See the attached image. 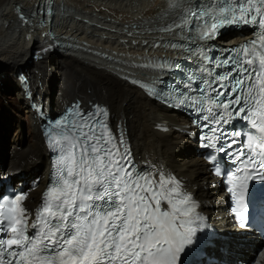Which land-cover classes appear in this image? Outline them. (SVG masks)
<instances>
[{"label":"snow or ice","instance_id":"obj_1","mask_svg":"<svg viewBox=\"0 0 264 264\" xmlns=\"http://www.w3.org/2000/svg\"><path fill=\"white\" fill-rule=\"evenodd\" d=\"M166 3L161 18L174 14L175 19L159 30L188 32L182 39L189 45L214 40L228 26L254 29L252 40L219 48L215 57L203 45L186 47L198 65L186 74L184 91L140 84L167 106L198 114L193 123L211 134L202 135V146L213 149L208 159L214 171L231 183L228 191L236 200L231 211L239 214V226L245 228L249 202L264 206V190L250 192L248 183L264 181V0ZM165 46L185 47L172 41ZM144 66L179 68L168 59ZM197 82L199 87L193 88ZM107 116L101 105L86 112L76 102L50 123L49 146L57 157L39 207L32 212L24 206L27 193L0 195V264H182V254L205 227L197 202L181 192L175 176L138 170L123 134L113 135ZM236 118L257 131L225 128ZM217 153L239 165L222 172Z\"/></svg>","mask_w":264,"mask_h":264},{"label":"bare ground","instance_id":"obj_2","mask_svg":"<svg viewBox=\"0 0 264 264\" xmlns=\"http://www.w3.org/2000/svg\"><path fill=\"white\" fill-rule=\"evenodd\" d=\"M167 7L166 0H0V83L16 87L35 135L33 144L21 141L20 152L14 147L0 159V182L22 185L27 209L34 212L49 177L39 125L44 116L59 114L75 99L81 107H107L113 125L129 140L136 167L175 176L181 192L201 204L197 212L226 209L221 190L211 188L209 167L192 143L193 127L140 88L167 75L164 69L144 65L179 60L182 48L166 42L189 44L182 39L188 32L159 30L175 19L174 14L161 18ZM39 8L52 11L43 15L47 28L34 18ZM18 9L32 20L25 23ZM246 38L234 34L223 45ZM6 143L0 139V146Z\"/></svg>","mask_w":264,"mask_h":264},{"label":"rangeland","instance_id":"obj_3","mask_svg":"<svg viewBox=\"0 0 264 264\" xmlns=\"http://www.w3.org/2000/svg\"><path fill=\"white\" fill-rule=\"evenodd\" d=\"M59 77V74L57 75ZM0 83V139L6 140L2 145L0 159H4L6 152L14 150L21 151L18 143L25 141L26 144L35 142L34 127L31 116L26 112L17 93L16 87ZM62 94V91H61ZM179 118V117H178ZM21 139V140H20ZM18 140L17 144L14 141ZM6 145H8L6 147ZM21 147V146H20ZM9 154V153H7ZM9 157V155H7ZM7 160V157H6ZM5 160V161H6Z\"/></svg>","mask_w":264,"mask_h":264}]
</instances>
